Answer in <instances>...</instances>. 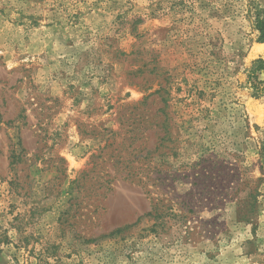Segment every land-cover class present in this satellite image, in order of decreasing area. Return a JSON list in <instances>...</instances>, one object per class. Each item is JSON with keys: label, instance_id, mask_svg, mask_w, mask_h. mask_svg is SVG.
Returning <instances> with one entry per match:
<instances>
[{"label": "rangeland", "instance_id": "1", "mask_svg": "<svg viewBox=\"0 0 264 264\" xmlns=\"http://www.w3.org/2000/svg\"><path fill=\"white\" fill-rule=\"evenodd\" d=\"M256 9L0 0V264H264Z\"/></svg>", "mask_w": 264, "mask_h": 264}, {"label": "trees", "instance_id": "2", "mask_svg": "<svg viewBox=\"0 0 264 264\" xmlns=\"http://www.w3.org/2000/svg\"><path fill=\"white\" fill-rule=\"evenodd\" d=\"M254 27L260 33L258 41L264 42V10L263 9H256L255 11V20H254ZM254 67L264 68V59H256L252 62ZM264 154V146L262 149Z\"/></svg>", "mask_w": 264, "mask_h": 264}, {"label": "crops", "instance_id": "3", "mask_svg": "<svg viewBox=\"0 0 264 264\" xmlns=\"http://www.w3.org/2000/svg\"><path fill=\"white\" fill-rule=\"evenodd\" d=\"M260 48H262V45H260Z\"/></svg>", "mask_w": 264, "mask_h": 264}]
</instances>
